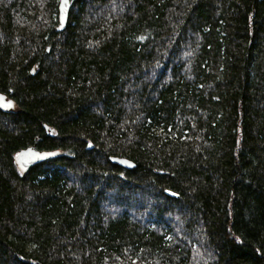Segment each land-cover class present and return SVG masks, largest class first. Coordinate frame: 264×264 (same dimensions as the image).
I'll list each match as a JSON object with an SVG mask.
<instances>
[{
    "label": "trees",
    "instance_id": "1",
    "mask_svg": "<svg viewBox=\"0 0 264 264\" xmlns=\"http://www.w3.org/2000/svg\"><path fill=\"white\" fill-rule=\"evenodd\" d=\"M59 5L0 0V264H264V0Z\"/></svg>",
    "mask_w": 264,
    "mask_h": 264
},
{
    "label": "water",
    "instance_id": "2",
    "mask_svg": "<svg viewBox=\"0 0 264 264\" xmlns=\"http://www.w3.org/2000/svg\"><path fill=\"white\" fill-rule=\"evenodd\" d=\"M76 0H60L59 5V21L60 25L58 27V31H63L68 25L69 14L71 8ZM13 106V102L8 100L7 97L3 94H0V107L3 109H11ZM60 155L59 151H38L35 148H28L21 151L16 157V163L20 171L25 174L32 167L41 164L49 159L56 158ZM110 161L113 164L119 165L126 169H133L136 167V164L126 158H114L110 157Z\"/></svg>",
    "mask_w": 264,
    "mask_h": 264
},
{
    "label": "flooded vegetation",
    "instance_id": "3",
    "mask_svg": "<svg viewBox=\"0 0 264 264\" xmlns=\"http://www.w3.org/2000/svg\"><path fill=\"white\" fill-rule=\"evenodd\" d=\"M12 108V107H11Z\"/></svg>",
    "mask_w": 264,
    "mask_h": 264
},
{
    "label": "rangeland",
    "instance_id": "4",
    "mask_svg": "<svg viewBox=\"0 0 264 264\" xmlns=\"http://www.w3.org/2000/svg\"><path fill=\"white\" fill-rule=\"evenodd\" d=\"M9 100V99H8Z\"/></svg>",
    "mask_w": 264,
    "mask_h": 264
}]
</instances>
